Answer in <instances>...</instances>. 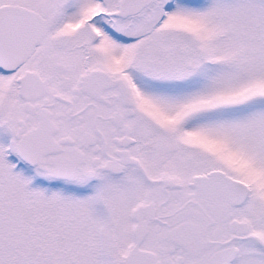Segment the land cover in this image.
I'll use <instances>...</instances> for the list:
<instances>
[{
	"label": "snow or ice",
	"instance_id": "1",
	"mask_svg": "<svg viewBox=\"0 0 264 264\" xmlns=\"http://www.w3.org/2000/svg\"><path fill=\"white\" fill-rule=\"evenodd\" d=\"M0 264H264V0H0Z\"/></svg>",
	"mask_w": 264,
	"mask_h": 264
}]
</instances>
